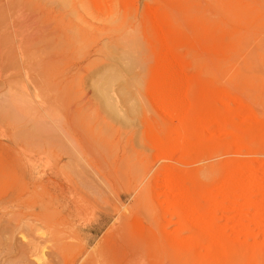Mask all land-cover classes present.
Instances as JSON below:
<instances>
[{"label": "rangeland", "instance_id": "obj_1", "mask_svg": "<svg viewBox=\"0 0 264 264\" xmlns=\"http://www.w3.org/2000/svg\"><path fill=\"white\" fill-rule=\"evenodd\" d=\"M47 17L45 122L0 117V264H264V0Z\"/></svg>", "mask_w": 264, "mask_h": 264}, {"label": "bare ground", "instance_id": "obj_2", "mask_svg": "<svg viewBox=\"0 0 264 264\" xmlns=\"http://www.w3.org/2000/svg\"><path fill=\"white\" fill-rule=\"evenodd\" d=\"M65 24L63 20L51 22L47 17L45 28V0H0V117L5 118L7 114L6 117L12 118L19 113L26 118L35 113L38 117L35 123L45 122V33L46 45L55 49L54 43L65 38ZM103 59L105 61L89 76L101 81L94 84L93 89L106 96L108 79H116L119 74L113 71L111 64L116 56L110 53ZM9 112L13 115L8 116ZM0 137V141L8 140L4 135ZM31 243V249L37 248L38 244Z\"/></svg>", "mask_w": 264, "mask_h": 264}]
</instances>
